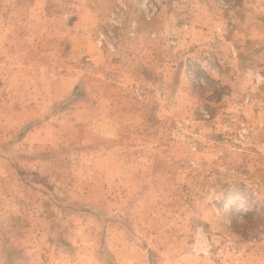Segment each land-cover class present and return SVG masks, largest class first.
Masks as SVG:
<instances>
[{
	"label": "rangeland",
	"instance_id": "1",
	"mask_svg": "<svg viewBox=\"0 0 264 264\" xmlns=\"http://www.w3.org/2000/svg\"><path fill=\"white\" fill-rule=\"evenodd\" d=\"M0 264H264V0H0Z\"/></svg>",
	"mask_w": 264,
	"mask_h": 264
}]
</instances>
